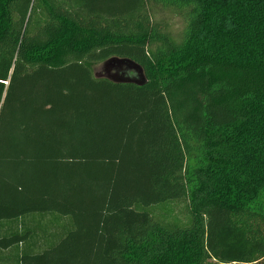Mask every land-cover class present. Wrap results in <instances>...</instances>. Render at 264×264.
Listing matches in <instances>:
<instances>
[{"label": "trees", "instance_id": "16d2710c", "mask_svg": "<svg viewBox=\"0 0 264 264\" xmlns=\"http://www.w3.org/2000/svg\"><path fill=\"white\" fill-rule=\"evenodd\" d=\"M261 261L264 0H0V264Z\"/></svg>", "mask_w": 264, "mask_h": 264}, {"label": "rangeland", "instance_id": "374dc122", "mask_svg": "<svg viewBox=\"0 0 264 264\" xmlns=\"http://www.w3.org/2000/svg\"><path fill=\"white\" fill-rule=\"evenodd\" d=\"M161 16H162L161 19L168 22L169 30L171 31V33L173 35H177L182 28V24L180 23L179 19L174 17V16H171L166 11H164ZM34 17H36V16H34ZM103 62L104 61L99 62L93 66V73L96 77H105L104 69L106 67L103 65ZM109 70L111 72H114V68H110ZM128 70L132 71V75L129 74L130 72L127 75L129 77H135V73H134L133 69H128ZM182 204L183 203H177V204L173 205V211L175 213L173 216H175V218H177L181 223H184L186 221V218H187V213L183 207L184 204L183 205ZM33 225L37 226L38 228H41V229H46V227H47V225L45 223H43L42 220L40 221V223H34ZM257 264H264V261H261Z\"/></svg>", "mask_w": 264, "mask_h": 264}, {"label": "water", "instance_id": "95a60500", "mask_svg": "<svg viewBox=\"0 0 264 264\" xmlns=\"http://www.w3.org/2000/svg\"><path fill=\"white\" fill-rule=\"evenodd\" d=\"M103 65L109 69L115 68V67L121 68L124 66L127 69H133L135 73V77H129V76H125L119 71H116L114 77L108 78L111 81L133 83L136 85H143L146 83V78H145L142 68L137 63L129 59L112 57V58L105 60L103 62Z\"/></svg>", "mask_w": 264, "mask_h": 264}, {"label": "flooded vegetation", "instance_id": "af4514ba", "mask_svg": "<svg viewBox=\"0 0 264 264\" xmlns=\"http://www.w3.org/2000/svg\"><path fill=\"white\" fill-rule=\"evenodd\" d=\"M104 71H105V78H111V77H114L116 71H119L120 73L124 74L125 76H128L127 74H128L129 72H130L129 74L132 75V71H129V70H128L127 68H125L124 66L121 67V68H117V67H115V68H114V72H111V71L109 70V68H105Z\"/></svg>", "mask_w": 264, "mask_h": 264}]
</instances>
